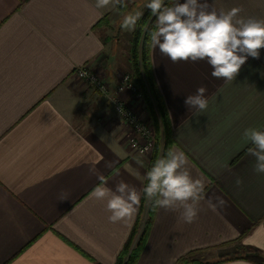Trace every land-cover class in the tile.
<instances>
[{
	"label": "crops",
	"instance_id": "crops-1",
	"mask_svg": "<svg viewBox=\"0 0 264 264\" xmlns=\"http://www.w3.org/2000/svg\"><path fill=\"white\" fill-rule=\"evenodd\" d=\"M149 1L97 9L96 0H0V264L116 263L153 152L130 146L110 101L75 69L89 64L114 90L131 67L133 30L121 23L142 16ZM199 2L217 13L238 8L237 19L264 20V0ZM151 61L171 150L185 154L191 177L204 187L192 223L179 205L156 207L137 264H216L245 246L264 252V174L254 171L255 146L243 138L246 129L264 131V49L230 82L213 78L206 61L173 63L158 48ZM201 86L209 105L197 117L185 99ZM123 98L145 118L142 99L131 92ZM101 178L113 190L124 181L140 194L130 219L110 222L107 201L92 197ZM259 262L249 255L219 264Z\"/></svg>",
	"mask_w": 264,
	"mask_h": 264
},
{
	"label": "clouds",
	"instance_id": "clouds-1",
	"mask_svg": "<svg viewBox=\"0 0 264 264\" xmlns=\"http://www.w3.org/2000/svg\"><path fill=\"white\" fill-rule=\"evenodd\" d=\"M121 3L122 0H96L95 7L108 8ZM147 7L156 17L154 30L150 33L151 47L158 48L173 63L206 61L213 78L234 81L248 57L259 59L260 50L264 49V20L237 19L241 11L238 8L217 13L215 9L209 10L207 2L199 0H176L171 6H166L165 0H150ZM139 17V13L126 15L121 28L134 30ZM206 92V86H201L185 99V105L195 110L194 116L207 110ZM243 138L255 146L249 149L256 158L254 171L264 174V131L249 128L244 131ZM187 163L182 151L169 150L148 171V183L143 193L159 208L175 211L179 205L183 209L184 222L192 223L197 217L196 205L204 185L201 180L191 177ZM240 183L237 180V184ZM91 195L107 201L106 207L111 213L108 219L112 223L130 219L140 203V194L124 181L113 190L104 186L102 180ZM65 199L67 196L61 197V200Z\"/></svg>",
	"mask_w": 264,
	"mask_h": 264
},
{
	"label": "trees",
	"instance_id": "trees-1",
	"mask_svg": "<svg viewBox=\"0 0 264 264\" xmlns=\"http://www.w3.org/2000/svg\"><path fill=\"white\" fill-rule=\"evenodd\" d=\"M175 2L176 0H165V5L171 6ZM155 23L156 17L152 14L151 10L147 8L141 18L137 21L133 32V47L131 50V64L134 78L155 125V145L148 164L147 173L156 160L166 156L167 152L171 150L174 142L168 112L152 69L150 33L154 30ZM147 183L146 175L144 187ZM146 201L147 197L143 193L133 229L123 249L119 253L115 264H137L141 256L152 227L157 207L154 200H151L148 215L147 218H145L144 213L146 209ZM244 249L248 251L251 249L253 250L250 246H245ZM261 253L264 255V252ZM263 255L261 262L257 264H264ZM239 258H245V256L224 258L215 263L219 264L223 261ZM246 258H248V256H246ZM188 262H190L188 258H181L176 264H184Z\"/></svg>",
	"mask_w": 264,
	"mask_h": 264
},
{
	"label": "built area",
	"instance_id": "built-area-1",
	"mask_svg": "<svg viewBox=\"0 0 264 264\" xmlns=\"http://www.w3.org/2000/svg\"><path fill=\"white\" fill-rule=\"evenodd\" d=\"M75 75L85 81L91 88L99 92L102 95H108L111 92V85L107 80L102 79L89 64H83L75 69ZM112 105L113 109L120 118V120L126 124L129 130V144L137 152L148 155L154 148L155 139L154 133L150 126L145 122L144 118H141L136 112V106L132 99H124L123 94L131 92L137 97H141V93L138 90L135 81L131 74H124L116 88L112 90ZM139 92V93H138Z\"/></svg>",
	"mask_w": 264,
	"mask_h": 264
},
{
	"label": "rangeland",
	"instance_id": "rangeland-1",
	"mask_svg": "<svg viewBox=\"0 0 264 264\" xmlns=\"http://www.w3.org/2000/svg\"><path fill=\"white\" fill-rule=\"evenodd\" d=\"M149 3H150V1H149ZM148 3V4H149ZM147 8L148 7H146L145 8V10H147ZM144 10V11H145ZM140 18H141V16H140ZM139 18V19H140ZM138 19V20H139ZM133 32H134V30H133ZM133 32H132V38H131V44H130V60H131V50H132V47H133V42H132V40H133ZM124 73L125 74H131L132 75V78H133V80L135 81V78H134V74H133V70H132V64H131V67H130V69L129 70H126V71H124ZM124 73H123V75H124ZM82 80V79H81ZM105 80V79H104ZM135 84H136V82H135ZM137 85V84H136ZM138 87V86H137ZM138 90H139V88H138ZM97 92V91H96ZM112 90H111V92L108 94V95H102V94H100L99 92H97L100 96H103V97H105L108 101H110V103H111V107H112V110L114 111V109H113V105H112V100H111V96H112ZM126 92V91H125ZM139 92L141 93V91L139 90ZM138 92V93H139ZM140 99H142L143 101H144V99H143V96H142V93H141V97H140ZM143 110L145 111L146 110V114H145V112H144V116H145V118H144V120H145V122H147L148 123V125L150 126V128H151V130H152V132L154 133V139H155V125H154V122H153V119H152V117H151V114L148 112V109H147V106H146V102L144 101V104H143ZM112 111V112H113ZM136 113H138V111L136 112ZM113 117H117L118 118V116L116 115V113H115V111L113 112ZM142 118V117H141ZM118 119H120V118H118ZM124 125L126 126V124L124 123ZM128 128V127H127ZM130 130V129H129ZM153 150H154V148L151 150V152H150V154L153 152ZM147 215H148V213H147ZM147 218V217H146ZM251 256L252 257V259H256V260H262V253L261 252H258V251H255V250H245L244 249V247H242V248H240V247H236V252L235 253H232V254H229V255H227V256H225L224 258H230V257H236V256ZM264 256V255H263ZM224 258H222V259H224Z\"/></svg>",
	"mask_w": 264,
	"mask_h": 264
}]
</instances>
